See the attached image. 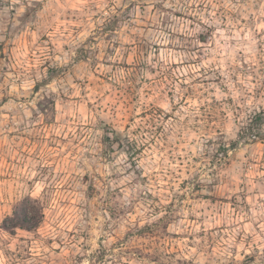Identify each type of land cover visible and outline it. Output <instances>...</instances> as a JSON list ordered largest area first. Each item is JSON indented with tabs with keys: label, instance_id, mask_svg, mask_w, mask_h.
<instances>
[{
	"label": "rangeland",
	"instance_id": "obj_1",
	"mask_svg": "<svg viewBox=\"0 0 264 264\" xmlns=\"http://www.w3.org/2000/svg\"><path fill=\"white\" fill-rule=\"evenodd\" d=\"M260 110L264 0H0V264H264Z\"/></svg>",
	"mask_w": 264,
	"mask_h": 264
},
{
	"label": "trees",
	"instance_id": "obj_2",
	"mask_svg": "<svg viewBox=\"0 0 264 264\" xmlns=\"http://www.w3.org/2000/svg\"><path fill=\"white\" fill-rule=\"evenodd\" d=\"M264 110H260L258 112H254L251 116L249 123L241 132L239 133V139H244L245 141L256 140V139H263L264 138ZM104 144L108 146L110 149L114 145L117 146L118 149L125 151L130 154H134L139 148L136 142H133L128 138V136L123 135L111 130L109 134H105L104 136ZM239 141L234 140L230 142L228 147L223 149L225 150H234L238 147ZM132 151V153H131ZM13 219L9 218L11 222L12 228H20L22 230H33L37 228L43 219V213L39 202L37 200H33L31 198H26L23 202L19 205V207L15 210L13 214Z\"/></svg>",
	"mask_w": 264,
	"mask_h": 264
}]
</instances>
